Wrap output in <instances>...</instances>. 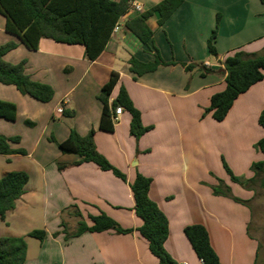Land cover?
<instances>
[{
    "label": "crops",
    "instance_id": "crops-1",
    "mask_svg": "<svg viewBox=\"0 0 264 264\" xmlns=\"http://www.w3.org/2000/svg\"><path fill=\"white\" fill-rule=\"evenodd\" d=\"M126 1L138 2L146 12L166 0ZM138 15L121 18L119 31L95 61L86 58L82 45L50 39H42L39 49L31 50L6 31V18L0 15V46L17 43L5 61H25L26 73L55 92L50 102L43 103L0 83V100L17 106L16 121L0 118V135L19 137L11 148L27 153L0 154V178L13 171L27 172L30 177L16 209L0 221V237H27L37 227L46 231L34 253L31 238H26L25 264H160L137 231L142 220L135 213L130 184L141 173L152 179L149 196L168 219L165 248L175 261L202 264L184 232L188 226L202 225L223 264H258L261 245L251 229L258 183L248 188L234 182L224 162L235 176L248 180L256 176L252 165L264 160L255 148L264 138L259 124L264 80L235 101L224 121L217 122L206 110L212 96L226 88L224 60L228 55L236 51L264 55V5L260 0H184L163 26L154 13L147 20L154 42L163 59L176 64L136 78L130 59L154 60V51L126 28V22ZM218 15V55L213 56L208 40ZM191 64L193 68L187 70ZM113 73L119 80L110 103L124 87L141 112L143 125L152 127L139 139L131 134L132 117L127 111L113 132L100 129L103 104L99 95ZM62 105L68 116L58 111ZM73 129L81 136L94 130L98 151L127 181L94 163L77 165L80 156L64 154L58 144ZM60 165L67 167L60 170ZM220 181L230 188L232 197L214 194L212 186ZM71 207L88 224L90 216L105 213L123 229L133 231L86 232L67 239L63 221L72 233L80 220Z\"/></svg>",
    "mask_w": 264,
    "mask_h": 264
},
{
    "label": "trees",
    "instance_id": "trees-1",
    "mask_svg": "<svg viewBox=\"0 0 264 264\" xmlns=\"http://www.w3.org/2000/svg\"><path fill=\"white\" fill-rule=\"evenodd\" d=\"M183 1L166 0L126 22V28L142 44L154 51V60L151 62H142L136 57L130 59L131 71L136 75V78L154 72L161 66L176 64L163 59L154 42V32L149 27L147 20L154 13H158V24L163 26ZM260 1L264 5V0ZM128 7L129 3L126 0L119 2L112 0H0V15L6 18V31L19 37L31 50H38L42 39H50L67 45H82L85 47L86 58L95 61L106 49L116 25L127 13ZM220 19L221 16L218 15L217 25L208 40V49L213 56L218 55L215 40L218 35ZM16 47V42L0 46V83L15 86L22 94L29 95L40 102H50L55 94L53 87L34 81L26 73L25 61L19 64L5 61L4 56ZM198 65L202 66L203 63ZM193 66L192 64L188 65L186 69L191 70ZM224 66L227 72L226 88L212 96L210 106L206 110V114L210 113L217 122L226 119L235 101L242 94L264 80V55H249L244 51H236L225 58ZM118 80L119 75L113 73L99 95L103 104L100 129L113 132L115 126L113 116L116 108L121 106L132 117L131 134L139 139L152 127L143 125L141 112L134 106L124 87L120 89L117 98L110 103V97ZM63 114L68 116L69 112L64 109ZM0 118L16 121L17 106L14 103L0 100ZM259 124L264 129V109L259 117ZM94 136V130L86 136H81L73 129L68 139L59 143L58 146L64 154L80 156L81 160L76 163L77 165L94 163L103 171H111L115 176L127 181L126 175L98 151ZM19 141V137L9 138L0 135V154H27L24 149L14 150L11 148L12 142L18 143ZM255 148L264 154V138L255 144ZM66 167V165L59 166L60 170ZM224 167L234 182L244 187L253 188L258 183L260 174L264 173V160L252 165L256 176L248 180L235 176L226 162H224ZM29 179V174L24 171H13L0 178V221H6L8 213L16 209L18 200L25 193ZM151 185L152 179L141 173H138L134 182L130 184L135 200V213L142 220V225L137 231L147 240L150 252L159 260L160 264H180L165 248V242L169 236V222L166 215L149 196ZM212 189L215 195L232 197L230 188L223 181H220L218 186H212ZM71 208L75 210L76 217L80 220L77 229L72 233L68 231L67 224L63 221L62 225L65 227L67 239L78 237L86 232L102 233L115 230L117 233L127 234L133 231L132 229H123L105 213L90 216L91 224H88L75 207ZM184 232L202 264H223L213 249L209 233L204 226H188ZM27 237L43 242L46 238V231L36 229L29 232ZM27 255L28 243L25 236L0 237V264H25Z\"/></svg>",
    "mask_w": 264,
    "mask_h": 264
},
{
    "label": "rangeland",
    "instance_id": "rangeland-1",
    "mask_svg": "<svg viewBox=\"0 0 264 264\" xmlns=\"http://www.w3.org/2000/svg\"><path fill=\"white\" fill-rule=\"evenodd\" d=\"M256 188L258 194H257V198L254 200L255 201L253 203L254 205L252 206L254 217H253L251 229L253 234L256 235L260 240L261 246H259L260 253H259L258 264H264V173L260 174L258 179V185ZM72 221L73 220H71V222ZM37 228L39 229L40 227ZM11 234H15V231H12ZM29 243H30L31 252L34 253L36 251V246L38 245L37 239L31 238L29 239Z\"/></svg>",
    "mask_w": 264,
    "mask_h": 264
},
{
    "label": "built area",
    "instance_id": "built-area-1",
    "mask_svg": "<svg viewBox=\"0 0 264 264\" xmlns=\"http://www.w3.org/2000/svg\"><path fill=\"white\" fill-rule=\"evenodd\" d=\"M132 13L142 14V13H144V7L141 4H139L138 2H135V1L130 2L126 14H132ZM120 26L121 25H120V22H119L116 25L114 32H118L119 29H120ZM205 66L209 68L211 65L209 63H205ZM63 110H64V107L62 105V106L59 107L58 111L59 112H63ZM123 112H124V109L121 106L116 108L115 115L113 116L114 123H116L119 120V118H120V116L122 115Z\"/></svg>",
    "mask_w": 264,
    "mask_h": 264
}]
</instances>
